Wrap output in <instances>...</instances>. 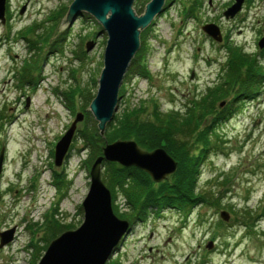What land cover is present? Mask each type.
<instances>
[{"label": "rangeland", "instance_id": "1", "mask_svg": "<svg viewBox=\"0 0 264 264\" xmlns=\"http://www.w3.org/2000/svg\"><path fill=\"white\" fill-rule=\"evenodd\" d=\"M72 2L6 0V19L0 20V231L14 229L12 241L0 247V264H37L46 250L45 212L51 218L56 211L55 218L76 227L84 219L90 151L77 134L85 125L87 93L95 97L99 87L108 36L88 13V19L64 24ZM192 2L174 0L166 6V1L163 12L145 34L142 31L148 76L130 74L128 68L114 116L143 101L151 109L154 100L163 111L185 113L193 98L221 81L228 42L262 54L261 83L253 98L241 101L239 111L220 126L218 137L210 138L213 144L200 165L196 191L208 202L163 209L136 224L110 259L119 264H264V215L256 218L264 214V48L258 46L264 36V0H245L229 19L223 12L234 0H204L186 15ZM133 6L137 10L135 2ZM63 12L53 21V15ZM207 23L219 26L221 42L204 32ZM32 26L28 36L37 40L48 33L54 39L65 31L62 48L38 43L32 49L21 36ZM90 41L94 46L87 50ZM78 87L85 94L77 92L70 108L64 93ZM80 112L84 119L57 166L56 143ZM55 172L63 174L64 183L56 184ZM116 203L128 211L123 194ZM222 211L228 220L221 218ZM246 211L256 218L255 225L244 223Z\"/></svg>", "mask_w": 264, "mask_h": 264}, {"label": "trees", "instance_id": "2", "mask_svg": "<svg viewBox=\"0 0 264 264\" xmlns=\"http://www.w3.org/2000/svg\"><path fill=\"white\" fill-rule=\"evenodd\" d=\"M148 1H135L139 13L143 12ZM173 1L167 0L166 6ZM203 1L193 0L192 4L185 8L186 15L193 14L198 7L202 6ZM64 12L61 15H53V21L65 14ZM79 18L88 19L90 16L84 14ZM95 23L99 25L96 21ZM33 29L34 26L26 28L21 33V36L29 40L32 49L38 48V43H41L42 47L47 46L58 50L62 48L60 42L66 37L65 31L60 32L54 39L48 33L49 36H39L40 40H37L35 37L32 39L28 36V32L30 33ZM146 29L143 34L147 31ZM140 48L130 64L129 71L130 74L146 77L148 70L142 58L143 44ZM225 48L228 54L222 68L221 81L219 84L209 86L204 96L193 98L185 113L172 109L163 111L155 100L150 109L143 101L140 105H130L122 113L116 114L108 123L105 135L101 136L97 122L86 110L85 125L78 129L77 137L83 140L85 148L90 151L89 160L85 162L86 165L88 164V170L90 162L102 154L103 145L116 139L135 140L147 150L163 147L178 162L177 171L159 183L154 182L147 172L135 166L126 167L117 162H105L102 178L112 192L114 211L120 218L129 220L132 225L145 223L151 215L163 209L172 207L184 209L185 206H194L201 201L208 202V198L196 191L201 174L200 165L213 144L210 138L212 134L218 137L220 126L239 111L241 101L253 98L258 92L262 74L261 60L258 58L262 54L245 52L244 48L234 42H228ZM77 92L82 96L85 94L84 89L79 87L77 90L64 93L70 108ZM120 92L122 97L123 89ZM87 94L89 96H87L86 106L94 97L90 92ZM221 99H226L222 107L217 104ZM55 178L56 184L64 183L61 172H55ZM119 194H123L127 201L129 209L126 212L121 211L116 203ZM48 214L49 212L44 214L45 236L42 240L45 243L42 250L46 249L50 241L65 230L76 228L72 224L63 223L55 218L56 211L51 214V218ZM263 215L262 213L256 218L260 219ZM256 218L251 212L246 211L243 221L246 225L253 226ZM30 227H33V224ZM119 263L120 260L114 259L107 264Z\"/></svg>", "mask_w": 264, "mask_h": 264}, {"label": "water", "instance_id": "3", "mask_svg": "<svg viewBox=\"0 0 264 264\" xmlns=\"http://www.w3.org/2000/svg\"><path fill=\"white\" fill-rule=\"evenodd\" d=\"M166 1L149 0L141 13L133 6L135 0H73L68 7L64 24L72 23L88 13L108 36L99 87L87 109L97 122L101 136L105 135L108 123L114 118L124 76L141 47L142 31L163 12ZM244 1L234 0L224 10L225 18H233L242 9ZM5 11L6 0H0L2 22L6 19ZM202 29L216 42L223 40L217 24L207 23ZM93 46L94 41L86 44L87 50ZM258 46L260 49L264 48V36L260 38ZM223 105L225 102H222L221 106ZM83 119L84 113H77L69 129L56 143L57 166L63 163L77 124ZM3 159L4 148L0 152V167ZM105 162H117L126 167L135 166L147 172L157 183L174 174L178 168L177 160L163 147L147 150L132 139L106 142L102 147V154L95 158L89 170L90 187L82 202L83 222L52 239L37 264H107L132 231L133 225L130 221L120 218L114 211L112 192L102 178ZM221 218L228 220L226 211L221 212ZM13 236L14 229L0 231V247L12 241ZM212 245L209 242L207 247L211 248Z\"/></svg>", "mask_w": 264, "mask_h": 264}, {"label": "flooded vegetation", "instance_id": "4", "mask_svg": "<svg viewBox=\"0 0 264 264\" xmlns=\"http://www.w3.org/2000/svg\"><path fill=\"white\" fill-rule=\"evenodd\" d=\"M211 22V21H210ZM177 210H180V208H177ZM232 221V220H231ZM228 223H231V222H228Z\"/></svg>", "mask_w": 264, "mask_h": 264}]
</instances>
